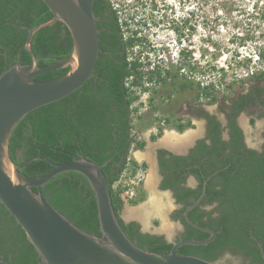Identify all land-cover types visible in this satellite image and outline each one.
Instances as JSON below:
<instances>
[{"label":"trees","instance_id":"obj_1","mask_svg":"<svg viewBox=\"0 0 264 264\" xmlns=\"http://www.w3.org/2000/svg\"><path fill=\"white\" fill-rule=\"evenodd\" d=\"M93 4L95 15L100 16L97 20L100 50L91 77L73 93L38 107L23 117L13 130L10 155L19 165L36 156L56 163L71 161L77 156L95 161L102 165L109 181L113 205L120 215L121 190L114 188V182L126 169L131 147L136 141L132 136L131 114L133 100L138 95L133 89H149L148 83L154 78L176 84L183 77L179 71L186 65L187 52L184 48L180 50L177 71L155 66L148 70V78H145L142 62L129 56L130 48L141 38L134 33L125 35L123 24H127L121 21L109 0H93ZM51 18L53 13L43 0H0V74L17 61L19 50L27 38L28 27ZM72 49L71 34L60 20L34 34L32 50L41 65L70 55ZM256 53V61L262 62L264 46ZM249 57L246 59L251 60L254 56ZM22 62H32L26 50L22 52ZM68 70H52L37 78L50 79ZM252 75L262 78L264 70ZM180 83L182 91L196 88L198 97L205 92L215 98L208 87L194 84L188 78ZM138 144L142 146L143 142ZM226 147L230 149L227 153ZM199 151L211 153L214 161L204 169L196 197L202 191L206 176L219 169L209 179L203 199L208 204L217 202V206L198 215L191 211L190 215L196 222L215 228L217 237L205 245H181L178 251L216 262L231 252L243 257L240 264H264V148L262 151H244L238 141H232L223 146L214 142ZM197 154L193 155V162L202 153ZM223 154L225 156L221 157ZM130 161L136 164L134 160ZM169 167L172 173L179 172L176 163ZM51 168L47 160L33 159L21 171L29 176H39ZM189 171L200 174L196 167H191ZM170 179L171 176L167 177L165 185L176 187L178 200L190 204L187 199L195 191L179 187V183L175 182L180 177L175 181ZM43 191L70 220L87 231L100 234L96 196L83 174L76 171L60 173L43 186ZM130 203L135 204L136 201ZM120 221L129 237L141 247L158 252L171 250L173 243L167 242L163 236L141 233L135 222L126 223L122 218ZM208 236L209 233L194 229L189 230L184 238L201 239ZM0 258L13 264H44L25 231L1 202Z\"/></svg>","mask_w":264,"mask_h":264},{"label":"water","instance_id":"obj_2","mask_svg":"<svg viewBox=\"0 0 264 264\" xmlns=\"http://www.w3.org/2000/svg\"><path fill=\"white\" fill-rule=\"evenodd\" d=\"M43 1L52 11L53 18L28 27L17 61L0 74V202L25 231L44 264H220L178 251L181 245H205L217 237L215 228L201 225L189 216V211L205 196L208 180L204 182L200 197L187 206L184 214L191 225L210 235L201 239H181L173 242L169 252H158L141 247L124 230L102 165L85 156L62 163L42 156L32 157L22 165L13 161L10 139L16 125L32 110L82 87L92 75L100 50L93 0ZM57 20L62 21L71 34L72 52L41 65L32 50L34 34ZM23 50L31 55V63L22 62ZM64 68L69 70L62 75L50 79L37 78ZM33 159H45L52 168L39 176L23 173V166ZM67 171L79 172L89 180L96 196L100 234L87 231L70 220L43 191V186L52 178ZM262 256L264 258V249ZM0 264L13 263L0 258Z\"/></svg>","mask_w":264,"mask_h":264},{"label":"rangeland","instance_id":"obj_3","mask_svg":"<svg viewBox=\"0 0 264 264\" xmlns=\"http://www.w3.org/2000/svg\"><path fill=\"white\" fill-rule=\"evenodd\" d=\"M109 1L117 10L121 21L127 24H123L125 35L134 33L136 37L141 38L130 48L129 56L130 59L138 58L142 62L145 78H148V70L155 66L177 71L180 50L184 48L187 52L184 61L186 65L179 71L183 77L176 84L167 81L166 84L170 86H165L159 91L155 87L158 85L155 82L157 79L154 78L148 84L149 89H133L138 95V98L133 100L131 114L135 140L145 135L149 138L150 130L155 128H159L158 136L161 139L167 132L162 131V127L175 130L172 124H164V120L176 122L175 118L181 106L193 102L197 95L196 88L185 91L180 89V82L185 78L194 84L208 87L215 98L203 92L200 96L203 104L222 110L223 108L219 107H224L225 102L233 96L248 93L253 86L250 80L255 77L252 74L264 70V60L259 62L255 57L259 48L264 46V0ZM249 56L254 57L247 60ZM245 115H242V120L246 123L248 117ZM246 127L252 142L262 139L261 122L258 121V126L257 123L255 125L253 122H247ZM195 128L189 129L196 130ZM161 132L164 135H161ZM131 154L130 152V159ZM138 181L133 173L132 163L128 160L126 169L114 182L116 190L120 189L129 200L133 198L131 201H136L135 204L126 202L123 217L129 209L150 207L153 193L147 186L139 185ZM164 195L168 207L164 216L152 208L148 212L146 224L138 217H130L142 220L144 226L152 231L156 228L165 231L175 240L177 233L173 228L176 223L167 215L168 210L173 209L174 203L170 195ZM164 223L171 226V235L163 228ZM242 262L241 255L231 252L218 261L220 264Z\"/></svg>","mask_w":264,"mask_h":264},{"label":"flooded vegetation","instance_id":"obj_4","mask_svg":"<svg viewBox=\"0 0 264 264\" xmlns=\"http://www.w3.org/2000/svg\"><path fill=\"white\" fill-rule=\"evenodd\" d=\"M99 18L100 16L97 17V20ZM250 81L253 83L250 91L245 94L233 96L230 100H228V102H225L224 107L222 105L219 107L223 108L222 110L204 105L203 101L201 100L202 98L198 97L197 93L193 102H189L186 105L181 106L178 111V115L175 118L176 122L173 123L170 121V119L164 120V124L166 122H168V124H172L171 126H174L175 130L179 132H184L190 127H196V130L192 129L194 130L192 139L188 140L184 145L182 144V148L177 149V147H173L171 144L162 142L160 136H158L159 128L150 130L151 134L148 136L149 138H147L145 135V137L136 140L131 147L130 152L132 153V159H130V157L128 159L134 160L136 162L135 165L134 163L132 164V168L136 178L139 179V185L143 184L146 186V179L151 167V162L147 158L139 161L134 155V151L136 150L145 153L149 152L150 157H152L154 161L156 190L157 192L163 194L169 193L171 200H173L174 207L172 210H168V216L176 223L175 228H173V231L177 233L175 236V240H172L165 231L162 232V230L157 228L156 230L152 231L151 229L146 228V226H144V224L139 219H134L132 217L126 219L125 217H123L122 212L125 209L126 202L130 203L133 198H130L131 200H129L125 195L120 193V197L122 200L120 215L126 223L135 222L139 226V231L141 233L160 235L163 236L167 242L172 243L181 239H187L184 237L189 230L198 229L187 221L184 214L185 209L200 197L201 193L203 192L205 180L209 181V179L212 178L214 174L220 171L219 169H217L214 172H210L206 176L205 180L203 181L202 191L200 195L196 197L200 191L201 177L205 174L204 169L210 165V162L214 161V156H212L211 153L199 150L204 149L205 145H213L214 142H216L220 146H223L225 145V143L229 145L230 143H232V141H238L244 151L248 149L262 151L264 148V77H254L253 80ZM155 82L158 84L155 87H157L159 91L165 86H170L169 84L164 83V80H157ZM244 114H246L248 117H246V123L242 120V115ZM258 121L262 124V129L260 132V136L262 137V139H257L252 142L248 137L249 131L246 127V124L247 122H253L255 125L257 123L258 126ZM161 129L162 131H166V129L163 127ZM160 134L164 135L162 134V132ZM140 141L143 142L142 146L138 144V142ZM226 148L227 149H225V153L229 152L230 150L228 147ZM198 152L202 154L196 162H193V155L197 156ZM204 153H206V155H203ZM224 156V154L221 155V157ZM188 162L190 164H188ZM174 163H176L179 168V172L177 173H172L169 167ZM191 167H196L200 174L198 175L197 173H192L191 171H189ZM170 176L171 181H175L178 177H180V180H177L178 182H175L179 183V187L195 191L196 194L192 193V195H190L187 199L190 204H186L178 200L176 187L165 185L167 177ZM205 196L203 197V199L205 198ZM203 199L196 207L189 211V216L193 221L195 220L190 215L191 211L194 212V215H198V213L202 211H210L215 206H217V202L208 204L207 202H203ZM223 257L221 259H223Z\"/></svg>","mask_w":264,"mask_h":264},{"label":"bare ground","instance_id":"obj_5","mask_svg":"<svg viewBox=\"0 0 264 264\" xmlns=\"http://www.w3.org/2000/svg\"><path fill=\"white\" fill-rule=\"evenodd\" d=\"M166 131L167 132L163 136L161 141L167 144H171L173 147H177V149L182 148V144L184 145L188 140H191L194 134V130L192 129H188L184 132H178L176 130ZM134 155L139 161L143 160L144 158H147L151 162V170L149 171L150 173L147 177L146 186L153 193V197L150 201V209L147 207L133 208L131 210L129 209L126 211L125 217L128 219L131 218L130 216L138 217L139 219H142L146 224L148 212L149 210L151 211L152 208L153 210L158 211L163 216L166 214V208H168L166 204L167 200H165V195L163 193H159L156 191V175L154 171V161L152 157H150L149 152L145 153L137 150L134 152ZM167 194L169 195V193ZM163 228L168 231V234L171 235L172 229L171 226L168 225V223H164Z\"/></svg>","mask_w":264,"mask_h":264},{"label":"built area","instance_id":"obj_6","mask_svg":"<svg viewBox=\"0 0 264 264\" xmlns=\"http://www.w3.org/2000/svg\"><path fill=\"white\" fill-rule=\"evenodd\" d=\"M257 55V53L255 54V56Z\"/></svg>","mask_w":264,"mask_h":264}]
</instances>
